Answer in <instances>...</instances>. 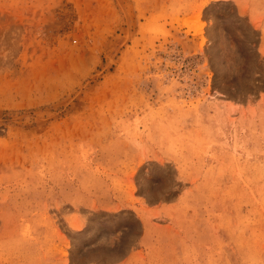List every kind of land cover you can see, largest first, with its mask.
<instances>
[{
  "label": "rangeland",
  "instance_id": "374dc122",
  "mask_svg": "<svg viewBox=\"0 0 264 264\" xmlns=\"http://www.w3.org/2000/svg\"><path fill=\"white\" fill-rule=\"evenodd\" d=\"M262 18L0 0V264H264Z\"/></svg>",
  "mask_w": 264,
  "mask_h": 264
},
{
  "label": "crops",
  "instance_id": "0c3cea01",
  "mask_svg": "<svg viewBox=\"0 0 264 264\" xmlns=\"http://www.w3.org/2000/svg\"><path fill=\"white\" fill-rule=\"evenodd\" d=\"M256 15H257V13H256ZM256 15H255V20L258 18V17H256ZM254 27H255L256 30H259V32H260V41H259V46H258V52H259L260 58H262L263 61H264V18L261 19L259 25H257V23H256V25ZM138 207L141 208V204H139ZM156 207H157L156 211H158L157 213L161 216V219H165L166 211H167L166 207L165 206H161V205L160 206H156ZM151 208H154V206L147 205L145 207L146 210H145L144 213L146 214V212L148 211V213H147L148 215L146 217H144V220H148L151 223H155V222H153V217L149 216L150 213H151L149 211H155V209H151ZM57 251H59L60 254L52 256L51 258L46 257V260L47 261H52V262L61 260V264H100V263H91V262H89V263L80 262V260L75 256V254L72 251L64 248L63 246L62 247L59 246L57 248ZM138 253H139V249L131 248L130 251L128 252V255H127L128 258L126 260H124L123 258L120 259V261L117 260V259H114V261H107V262H104L102 264H126L128 261L129 262L134 261L135 260V256ZM41 259H43V261H44L45 260L44 256L41 257Z\"/></svg>",
  "mask_w": 264,
  "mask_h": 264
}]
</instances>
